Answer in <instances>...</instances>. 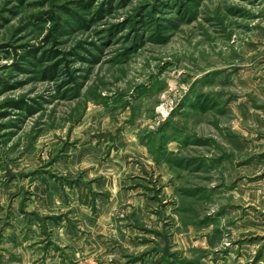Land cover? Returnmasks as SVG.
<instances>
[{
	"label": "rangeland",
	"instance_id": "obj_1",
	"mask_svg": "<svg viewBox=\"0 0 264 264\" xmlns=\"http://www.w3.org/2000/svg\"><path fill=\"white\" fill-rule=\"evenodd\" d=\"M0 264H264V0H0Z\"/></svg>",
	"mask_w": 264,
	"mask_h": 264
},
{
	"label": "crops",
	"instance_id": "obj_2",
	"mask_svg": "<svg viewBox=\"0 0 264 264\" xmlns=\"http://www.w3.org/2000/svg\"><path fill=\"white\" fill-rule=\"evenodd\" d=\"M78 145V144H77ZM82 146V145H81ZM80 146V147H81ZM85 145H83L84 147ZM92 146L89 145V147H84V149L86 148H90ZM79 147V149H80ZM97 147V146H96ZM102 145H98V148H102ZM116 147V146H115ZM105 148V153L107 152V154H109L110 156V162H105V164H102L100 161V154H96V156L90 160L87 161V158L85 159V157L82 154H69V156L67 157V160L64 161V159H62L61 157H58L56 164H58L59 169L63 168L66 169L67 171V175L68 178L66 179H62V180H58L56 186H53L54 190L58 191V195L55 196L57 198L58 201V206L59 209L62 210L61 213H58V218L60 217L59 220H55V223H59L60 220H63L64 215L63 212H65L64 208H68L66 209V211L70 210L71 214H75L78 217H75L79 220H77V222L75 221L74 223H71V229H73V231L76 232V230H78L79 226H86L89 231H93L98 223L97 217H95L93 215V213L91 214L90 211V206H88V203L85 205H76V201L80 202V197H84V199H86L87 194L86 192H89V197L90 200L93 201V195L94 198L96 199L97 203H98V197H97V192H101L102 190H107L109 189L108 187L110 186V188L112 189V191L115 189L117 190V186H116V182H117V175L119 174L120 170L123 169L124 165H123V161H124V156L122 154L121 157L118 156V154H113V146L111 145H107ZM103 152H101L102 154ZM100 158V159H99ZM112 160V161H111ZM90 165V166H89ZM80 171L79 174L81 173L82 178L80 179L79 182H76V180L74 178H72L73 175L76 176L77 171ZM64 172V171H62ZM73 173V175H72ZM60 176H62V174L64 173H59ZM89 176L90 179H85L87 178L86 176ZM98 176V177H97ZM108 176L111 178V181L109 184V180ZM100 177V178H99ZM115 178V180H114ZM33 184L31 183V185L34 187L35 189V193L38 195H42L44 194V184H40V182L38 181V179H34L33 180ZM94 185H99L98 189L94 188ZM36 194L33 193V199L35 198ZM92 203V202H91ZM92 206V205H91ZM86 210H85V209ZM85 210V211H84ZM21 213V214H20ZM19 212L15 213V217H13L12 219V224L11 227L16 228V229H23L25 227H27L28 222L30 226H33L36 230L39 229L38 225H33V220H35L38 224H39V220H37L36 217H34V219H29L23 217L24 212H22V210ZM82 217V218H81ZM69 218V217H68ZM56 219V218H55ZM66 219V218H65ZM54 220V218H53ZM91 223V227L87 225L86 222ZM41 222V221H40ZM68 222L70 223V220H68ZM42 227V225H41ZM98 233V232H96Z\"/></svg>",
	"mask_w": 264,
	"mask_h": 264
}]
</instances>
